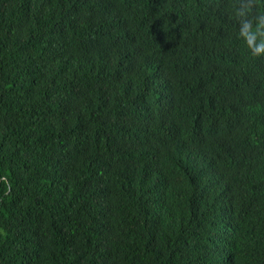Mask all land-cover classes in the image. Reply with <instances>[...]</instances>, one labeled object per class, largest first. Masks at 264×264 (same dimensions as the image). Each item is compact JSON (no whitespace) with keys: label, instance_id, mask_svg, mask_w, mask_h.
Masks as SVG:
<instances>
[{"label":"trees","instance_id":"16d2710c","mask_svg":"<svg viewBox=\"0 0 264 264\" xmlns=\"http://www.w3.org/2000/svg\"><path fill=\"white\" fill-rule=\"evenodd\" d=\"M241 2L0 0V264H264Z\"/></svg>","mask_w":264,"mask_h":264},{"label":"clouds","instance_id":"9594fccd","mask_svg":"<svg viewBox=\"0 0 264 264\" xmlns=\"http://www.w3.org/2000/svg\"><path fill=\"white\" fill-rule=\"evenodd\" d=\"M249 7L250 0L247 4L241 2L236 13L240 17L239 36L252 56L264 57V13L257 15L253 23V20L246 18Z\"/></svg>","mask_w":264,"mask_h":264}]
</instances>
